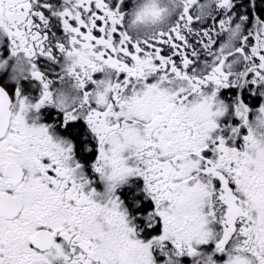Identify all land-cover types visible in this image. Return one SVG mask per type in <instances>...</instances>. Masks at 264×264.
I'll return each mask as SVG.
<instances>
[{
  "label": "snow or ice",
  "instance_id": "1",
  "mask_svg": "<svg viewBox=\"0 0 264 264\" xmlns=\"http://www.w3.org/2000/svg\"><path fill=\"white\" fill-rule=\"evenodd\" d=\"M0 264H264V0H0Z\"/></svg>",
  "mask_w": 264,
  "mask_h": 264
}]
</instances>
